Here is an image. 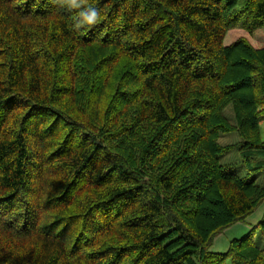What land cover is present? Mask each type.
<instances>
[{"label":"trees","instance_id":"16d2710c","mask_svg":"<svg viewBox=\"0 0 264 264\" xmlns=\"http://www.w3.org/2000/svg\"><path fill=\"white\" fill-rule=\"evenodd\" d=\"M239 5L0 0V264H264V217L211 250L264 203V0Z\"/></svg>","mask_w":264,"mask_h":264},{"label":"rangeland","instance_id":"374dc122","mask_svg":"<svg viewBox=\"0 0 264 264\" xmlns=\"http://www.w3.org/2000/svg\"><path fill=\"white\" fill-rule=\"evenodd\" d=\"M245 2L246 0H240L239 7H243ZM224 115L232 125L237 124L233 106H228L224 111ZM261 133L264 141V121L261 124ZM241 142L242 138L238 132H231L221 136L220 144L222 146H234L232 150L222 156L221 163L228 167L229 172L235 173L244 178L249 175V170L246 165L242 163L241 149L238 147ZM256 176V174H253L251 179H255ZM258 179V183L264 185V172L258 176ZM246 227H248L246 222H239L234 226L223 230L214 239L211 250L219 254L226 253L233 240L241 239L252 231L251 229L247 230ZM259 236L260 235H258V240L260 239Z\"/></svg>","mask_w":264,"mask_h":264},{"label":"clouds","instance_id":"9594fccd","mask_svg":"<svg viewBox=\"0 0 264 264\" xmlns=\"http://www.w3.org/2000/svg\"><path fill=\"white\" fill-rule=\"evenodd\" d=\"M76 8H81L82 4L77 3L74 5ZM99 21V14L96 11V9L91 8V7H84L83 10H81L78 13V22L76 23L75 27L80 28V27H91L97 24Z\"/></svg>","mask_w":264,"mask_h":264},{"label":"crops","instance_id":"0c3cea01","mask_svg":"<svg viewBox=\"0 0 264 264\" xmlns=\"http://www.w3.org/2000/svg\"><path fill=\"white\" fill-rule=\"evenodd\" d=\"M263 217H264V203L262 204V206L252 216H250L246 220V223H247V226H248V227H246V229L247 230L248 229L253 230L254 227L259 225V223L262 221ZM261 242H262L261 245L264 247V239L262 240V238H261Z\"/></svg>","mask_w":264,"mask_h":264},{"label":"bare ground","instance_id":"6f19581e","mask_svg":"<svg viewBox=\"0 0 264 264\" xmlns=\"http://www.w3.org/2000/svg\"><path fill=\"white\" fill-rule=\"evenodd\" d=\"M8 127V126H7ZM45 151V150H44ZM47 154V153H46ZM52 159V158H51ZM54 160V159H53ZM49 161H51V160H49ZM48 161V162H49ZM54 165V164H53ZM55 168V167H54ZM120 169V168H119ZM8 173V172H7ZM132 177V176H131ZM90 180V179H89ZM60 181V180H59ZM99 189V188H98ZM87 193V192H86ZM91 193V192H90ZM98 193V192H97ZM1 195V194H0ZM84 198V197H83ZM75 200V199H74ZM47 204V203H46ZM127 217V216H126Z\"/></svg>","mask_w":264,"mask_h":264}]
</instances>
